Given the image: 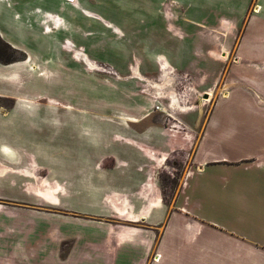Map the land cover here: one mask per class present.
<instances>
[{
  "label": "rangeland",
  "instance_id": "374dc122",
  "mask_svg": "<svg viewBox=\"0 0 264 264\" xmlns=\"http://www.w3.org/2000/svg\"><path fill=\"white\" fill-rule=\"evenodd\" d=\"M4 4L30 9L33 15L15 21L5 13L0 20V61L14 62L29 53L37 80L43 84L45 78L44 85L38 84L37 99L78 100L101 123L99 139L93 140L74 126L53 124L25 125L18 136L0 139L16 146L4 148L5 158L0 155V264H75V240L59 235L77 227L61 222L65 217L60 215L116 221L108 216L123 211L126 189L96 181L97 173L83 169L93 158L102 177L109 174L104 168L124 160L123 145L109 143L114 137L110 127L117 126L120 117L143 119L133 124L139 131L161 120L199 133L217 102L232 98L237 102L216 116L224 134L219 150L244 159L261 144L256 139L264 131V116L252 112L260 95L242 87L245 92L233 95L234 85L226 78L234 53H225L239 38L243 21L237 24L234 18L232 28L212 29L190 26L193 19L188 15L213 21L231 15L232 8L241 9L240 1L192 0L189 5L185 0H4ZM253 9L250 5L249 11ZM86 56L96 66H90ZM168 77L172 81L165 86H154ZM160 90L164 96H159ZM172 92L184 110L173 104ZM64 117L63 112L59 118ZM10 150L16 153V162ZM111 153L119 159L113 162ZM185 155L171 157L169 166L182 169ZM233 165L198 171L187 191L190 206L225 229H251L264 216V169L251 163L247 169ZM163 180L168 200L176 187L167 175ZM158 255L153 252L150 261H157Z\"/></svg>",
  "mask_w": 264,
  "mask_h": 264
},
{
  "label": "crops",
  "instance_id": "0c3cea01",
  "mask_svg": "<svg viewBox=\"0 0 264 264\" xmlns=\"http://www.w3.org/2000/svg\"><path fill=\"white\" fill-rule=\"evenodd\" d=\"M191 1L185 0L189 5ZM227 1L232 3V0ZM236 1L243 3L241 9L232 8L231 15L220 16L213 21L205 18L202 22L201 16L188 12L193 19L190 26L198 24L212 29L220 26L228 30L232 28V19L235 18L237 24L243 21L239 38L231 50L224 52L234 53V60L227 67V83L234 85L233 95L240 90L260 95L253 102L256 111L252 112L264 116V0ZM250 5H254L252 11H249ZM30 11L21 7L9 9L4 0H0L1 21L5 13L17 21L23 16L30 17ZM17 27H21L20 23ZM1 36L5 38L3 34ZM35 70L29 53L24 59L14 62L0 61V139L18 136L22 126L33 124L71 125L82 135L91 134L92 140L95 136L99 139L100 117H90L82 102L36 98L41 93L38 86L41 79L37 80ZM44 79L41 85L45 84ZM236 102L232 98L220 99L199 133L181 131L177 125L171 127L161 120L151 122L139 131L133 124L142 123L143 119L125 116L114 123L117 126L111 125L114 137L109 143L123 145L124 160L111 153L113 162L116 157L119 160L104 168L109 174L102 177L100 165L93 158L91 166L83 171L97 173L96 181L106 182L107 186L126 189L121 201L123 211L108 216L116 221L122 219L124 223L102 221L87 214L81 217L60 215L65 217L61 222L77 227L74 233L62 230L59 235L63 239L75 240V264H264V216L256 219V227L251 229L228 230L224 224L198 215L190 206L191 198L187 192L191 189V179L205 167L224 165L229 168L240 163L247 169L251 163L264 169V131L259 132L256 139L261 144L244 159L231 158L219 150L220 144L224 143V134L218 130L220 121L216 116L221 109L232 107ZM63 112L65 117L59 118ZM6 146L9 149L16 147L13 143L0 142V155L4 158ZM16 151L18 155L17 148ZM99 153L97 148L96 155ZM11 154V159L16 162V153L11 151ZM181 154H186L182 159L185 162L182 169L179 166L171 168V157L177 158ZM163 175H167L176 187L168 200L162 191ZM155 251L159 254L156 256L158 260L150 261Z\"/></svg>",
  "mask_w": 264,
  "mask_h": 264
},
{
  "label": "bare ground",
  "instance_id": "6f19581e",
  "mask_svg": "<svg viewBox=\"0 0 264 264\" xmlns=\"http://www.w3.org/2000/svg\"><path fill=\"white\" fill-rule=\"evenodd\" d=\"M213 54H214L217 58H221V59H223V58L225 59V58H226V56L223 55V54H221V53L218 54V53L213 52ZM82 56H83V55H82ZM85 59H86L87 63L90 64V66H92V67H93V66H96V65H95L96 63H95L94 61H92V60L89 58V56H86ZM134 72H135V71H134ZM137 72L139 73V71L136 70V73H137ZM138 73H137V74H138ZM165 73H166V72H165ZM167 73H168V72H167ZM168 74H169V73H168ZM170 81H172V77H168L167 79L165 78V82L162 83V84H161L160 82H155V83H154V86L157 87V88H159V87H161V86L164 85V84L166 85V83H167V82H170ZM165 85H164V86H165ZM158 92H159V96H164V95H165V94H163L164 91H161V90H160V91H158ZM156 95H157V94H156ZM170 95H171V97L173 98V104H174V105H178L180 109L184 110V109L181 107V105H180L181 102H180L179 99L176 97V95H175L173 92H172ZM211 95H212V93H211ZM207 101H208V100H207Z\"/></svg>",
  "mask_w": 264,
  "mask_h": 264
},
{
  "label": "trees",
  "instance_id": "16d2710c",
  "mask_svg": "<svg viewBox=\"0 0 264 264\" xmlns=\"http://www.w3.org/2000/svg\"><path fill=\"white\" fill-rule=\"evenodd\" d=\"M10 63V62H9Z\"/></svg>",
  "mask_w": 264,
  "mask_h": 264
}]
</instances>
